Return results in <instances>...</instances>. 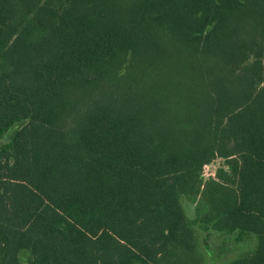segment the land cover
Segmentation results:
<instances>
[{
  "label": "trees",
  "instance_id": "obj_1",
  "mask_svg": "<svg viewBox=\"0 0 264 264\" xmlns=\"http://www.w3.org/2000/svg\"><path fill=\"white\" fill-rule=\"evenodd\" d=\"M199 231L264 264V0H0V264H204Z\"/></svg>",
  "mask_w": 264,
  "mask_h": 264
},
{
  "label": "rangeland",
  "instance_id": "obj_2",
  "mask_svg": "<svg viewBox=\"0 0 264 264\" xmlns=\"http://www.w3.org/2000/svg\"><path fill=\"white\" fill-rule=\"evenodd\" d=\"M219 162V160H216L206 170L205 175H212ZM198 243L200 251L204 254V264H224L243 250L251 248L254 244V239L249 238L240 242H234L233 239L228 241L225 239V236L214 233L206 234L199 231Z\"/></svg>",
  "mask_w": 264,
  "mask_h": 264
},
{
  "label": "built area",
  "instance_id": "obj_3",
  "mask_svg": "<svg viewBox=\"0 0 264 264\" xmlns=\"http://www.w3.org/2000/svg\"><path fill=\"white\" fill-rule=\"evenodd\" d=\"M209 167H210L209 165H206V166H205V172H206V170H207Z\"/></svg>",
  "mask_w": 264,
  "mask_h": 264
}]
</instances>
